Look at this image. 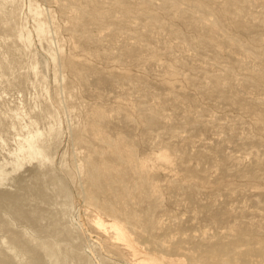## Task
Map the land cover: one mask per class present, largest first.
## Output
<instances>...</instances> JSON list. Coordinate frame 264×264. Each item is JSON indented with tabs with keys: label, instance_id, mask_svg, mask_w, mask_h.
I'll return each mask as SVG.
<instances>
[{
	"label": "rangeland",
	"instance_id": "rangeland-1",
	"mask_svg": "<svg viewBox=\"0 0 264 264\" xmlns=\"http://www.w3.org/2000/svg\"><path fill=\"white\" fill-rule=\"evenodd\" d=\"M0 264H264V0H0Z\"/></svg>",
	"mask_w": 264,
	"mask_h": 264
},
{
	"label": "bare ground",
	"instance_id": "bare-ground-1",
	"mask_svg": "<svg viewBox=\"0 0 264 264\" xmlns=\"http://www.w3.org/2000/svg\"><path fill=\"white\" fill-rule=\"evenodd\" d=\"M25 152L27 153V155L29 157H38L41 155V153L39 152V149L37 150V149L33 148L31 145L28 146V148H27V150H25ZM33 159H35V158H33Z\"/></svg>",
	"mask_w": 264,
	"mask_h": 264
}]
</instances>
